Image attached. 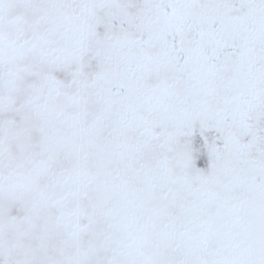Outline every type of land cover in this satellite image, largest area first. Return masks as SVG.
Instances as JSON below:
<instances>
[{"label":"snow or ice","instance_id":"snow-or-ice-1","mask_svg":"<svg viewBox=\"0 0 264 264\" xmlns=\"http://www.w3.org/2000/svg\"><path fill=\"white\" fill-rule=\"evenodd\" d=\"M0 264H264V0H0Z\"/></svg>","mask_w":264,"mask_h":264}]
</instances>
